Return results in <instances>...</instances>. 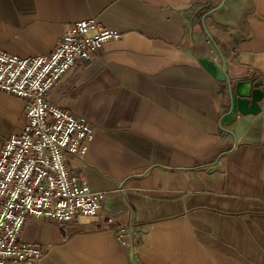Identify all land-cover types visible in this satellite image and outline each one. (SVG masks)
Segmentation results:
<instances>
[{
    "label": "crops",
    "instance_id": "obj_1",
    "mask_svg": "<svg viewBox=\"0 0 264 264\" xmlns=\"http://www.w3.org/2000/svg\"><path fill=\"white\" fill-rule=\"evenodd\" d=\"M90 18L122 37L51 99L93 126L66 166L102 208L65 225L28 220L21 240L43 249L37 264H264V99L223 124V84L198 62L264 80V0H0V50L47 54ZM26 102L0 91V149Z\"/></svg>",
    "mask_w": 264,
    "mask_h": 264
},
{
    "label": "built area",
    "instance_id": "obj_2",
    "mask_svg": "<svg viewBox=\"0 0 264 264\" xmlns=\"http://www.w3.org/2000/svg\"><path fill=\"white\" fill-rule=\"evenodd\" d=\"M121 37L90 18L72 23L47 54L21 58L0 50V91L27 101L23 126L0 149V264L41 259L39 245L21 240L30 219L65 225L77 215H99L103 193L92 191L66 166L68 155L86 153L95 131L55 103L51 91L68 70ZM123 236L120 229L117 239L124 242Z\"/></svg>",
    "mask_w": 264,
    "mask_h": 264
},
{
    "label": "water",
    "instance_id": "obj_3",
    "mask_svg": "<svg viewBox=\"0 0 264 264\" xmlns=\"http://www.w3.org/2000/svg\"><path fill=\"white\" fill-rule=\"evenodd\" d=\"M198 62L223 84L225 92L223 100L229 109L222 119L223 124L234 121L237 113L246 115L260 112V102L264 99L263 79L252 76L244 66H242V71L236 72L237 64L234 62L214 63L206 58H200Z\"/></svg>",
    "mask_w": 264,
    "mask_h": 264
}]
</instances>
